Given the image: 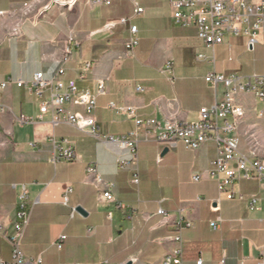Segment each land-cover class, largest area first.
Instances as JSON below:
<instances>
[{
  "label": "crops",
  "instance_id": "0c3cea01",
  "mask_svg": "<svg viewBox=\"0 0 264 264\" xmlns=\"http://www.w3.org/2000/svg\"><path fill=\"white\" fill-rule=\"evenodd\" d=\"M53 1L0 0V261L11 258L5 236L14 234L24 186L26 206L32 209L21 250L41 264H160L177 248L171 237L178 222L183 264L264 262V181H235L219 193L216 182L207 177L216 159L213 142L196 151L179 142L169 148L139 130L137 163L119 171L117 157L130 161L126 151L69 125H52L51 113L40 114L39 100L15 85L31 81L36 73L49 79L61 68L62 80L75 81L78 90L94 94L97 83L103 82L105 94L96 97L92 113L97 132L123 137L135 130L129 110L144 120L195 122L200 109L224 97L221 85L214 93L204 82L210 72L264 75L261 36L248 50L244 35L227 34L212 53L194 27L176 25L167 0H133L144 10L135 17L131 0H75L71 7ZM23 4L32 8L21 9ZM125 18H130L126 24L118 23ZM130 26L137 28L139 39L134 59L123 56ZM69 36L76 37L77 44H69ZM197 53L213 55L214 65L197 62ZM167 62L172 63L171 76L163 72ZM237 102L248 127L255 120L264 125L262 102L252 95ZM64 111L84 113L69 105ZM67 145L76 160L56 161ZM87 165L95 166L102 181L113 186V203L98 200L103 186L95 187L86 177ZM193 174L201 176L198 183L191 181ZM135 177L137 185L132 183ZM67 189L71 191L65 205ZM227 192L234 195L232 200L226 199ZM252 198L255 210L249 209ZM78 207L84 214L75 212ZM160 209L164 217L156 215ZM217 218L213 230L209 223ZM60 236L66 240L58 251L54 243Z\"/></svg>",
  "mask_w": 264,
  "mask_h": 264
},
{
  "label": "built area",
  "instance_id": "2783aa9c",
  "mask_svg": "<svg viewBox=\"0 0 264 264\" xmlns=\"http://www.w3.org/2000/svg\"><path fill=\"white\" fill-rule=\"evenodd\" d=\"M172 18L176 25L196 29L197 38L202 42L207 50L212 53L215 47L223 44L225 35L237 37L244 35L247 38V49L252 50L255 44L259 43L258 37L261 36V44H264V0H260L257 4L248 3L246 0H167ZM134 5L132 17L143 14L144 10ZM54 4L60 7H71L75 4V0L60 1L54 0ZM95 4L109 2H94ZM30 6L23 4L20 6ZM48 8V7H46ZM45 8V9H46ZM44 10V9H43ZM130 18L119 19V24H126ZM113 27V24L107 28ZM17 35L16 32H14ZM138 31L135 26H130L129 36L124 45L125 58L134 59V50L138 46ZM68 43L77 44V39L74 36L68 37ZM197 62H205L214 65V56L206 57L201 53L196 55ZM88 68V66H87ZM82 70L79 75L83 79L85 71ZM64 69H59L51 78L45 79L42 73L33 75L31 81H17L15 85L18 88H27L38 100L40 114L51 113L52 125L66 124L79 132L90 136L102 143L115 144L121 151H126L130 156V161H124L120 157L116 159V165L119 171L124 170L129 164L137 163V143L139 140L138 131H143L146 134H151L160 145L173 148L176 143H181L185 149L196 151L206 142H213L216 146V159L212 163L211 169L207 171V177L214 180L217 184L219 193L231 186L235 181H248L256 179L264 181V159L258 157H245L239 150V134L238 129L242 124L245 112L243 107L237 102L241 96L252 95L258 101L264 104V75H231L228 77L218 75L215 72H210L205 75L204 82L209 85L214 93L216 87L221 85L224 89V97L221 100H216L209 108L200 109L198 117L192 123H166V119L162 122L155 119H141L134 115L132 110L127 112V115L133 119L135 130L123 137L101 136L97 132L95 119L92 115L96 106V97L105 94V90H99L96 87V92L90 93L86 90H78L76 83L73 80L64 82L62 76ZM163 72L169 76L172 75V63L167 62ZM170 79V78H169ZM172 82V79L169 80ZM7 83L1 85L4 88ZM140 90V89H138ZM66 105L80 107L83 114L67 113L64 111ZM113 107V104H110ZM62 115L61 118H58ZM66 143V142H65ZM66 162H73L76 156L73 150L67 145L60 149L56 159ZM86 177L91 178V183L95 187L103 186L98 196L99 201L113 203L114 198L111 194L113 186L102 181L95 166L87 165L85 168ZM201 176L193 174L191 181L198 183ZM133 184H138V179L135 177ZM67 189L63 198V203L66 205L67 194L70 193ZM27 192L22 186L19 195V208L16 213V222L14 224V234L5 239L11 247V258L7 262L0 261V264H41V260L29 259L22 253L21 246L25 230L29 224L31 209L26 206ZM234 195L227 192L226 199L232 200ZM238 200L242 201L240 196ZM250 210H255V199L250 201ZM121 208V205H117ZM216 211V208H213ZM157 216L164 217L163 211L160 209L156 213ZM127 220L131 219L128 215ZM180 221V220H179ZM220 219L217 218L209 223L211 229L216 230ZM191 223L185 224L186 228H190ZM181 223H177L175 232L171 240L177 245L170 254L163 257L161 264H183L181 254V238H180ZM66 237L60 236L56 239L54 246L58 251L62 246ZM196 264H202L198 260ZM256 264H264L263 261H258Z\"/></svg>",
  "mask_w": 264,
  "mask_h": 264
},
{
  "label": "rangeland",
  "instance_id": "374dc122",
  "mask_svg": "<svg viewBox=\"0 0 264 264\" xmlns=\"http://www.w3.org/2000/svg\"><path fill=\"white\" fill-rule=\"evenodd\" d=\"M258 121L255 120L254 125L248 127V123L243 119L238 129L239 148L244 154L264 159V125H260Z\"/></svg>",
  "mask_w": 264,
  "mask_h": 264
},
{
  "label": "bare ground",
  "instance_id": "6f19581e",
  "mask_svg": "<svg viewBox=\"0 0 264 264\" xmlns=\"http://www.w3.org/2000/svg\"><path fill=\"white\" fill-rule=\"evenodd\" d=\"M97 89L99 90H104V83L103 82H98L97 83ZM175 121L172 120H166V123H174ZM161 264V263H160Z\"/></svg>",
  "mask_w": 264,
  "mask_h": 264
},
{
  "label": "water",
  "instance_id": "95a60500",
  "mask_svg": "<svg viewBox=\"0 0 264 264\" xmlns=\"http://www.w3.org/2000/svg\"><path fill=\"white\" fill-rule=\"evenodd\" d=\"M75 212H77L79 214H84V211L79 207L77 209H75Z\"/></svg>",
  "mask_w": 264,
  "mask_h": 264
}]
</instances>
